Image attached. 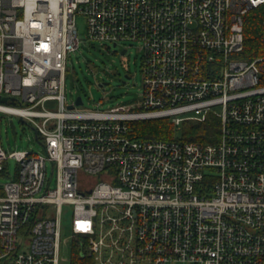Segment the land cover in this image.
I'll list each match as a JSON object with an SVG mask.
<instances>
[{
    "label": "built area",
    "instance_id": "built-area-1",
    "mask_svg": "<svg viewBox=\"0 0 264 264\" xmlns=\"http://www.w3.org/2000/svg\"><path fill=\"white\" fill-rule=\"evenodd\" d=\"M254 9L264 0H0V112L44 151L0 143V174L17 165L0 184V264H264V53L241 56ZM77 16L107 49L139 44L134 109H68ZM151 119L215 125L204 142L130 134Z\"/></svg>",
    "mask_w": 264,
    "mask_h": 264
},
{
    "label": "rangeland",
    "instance_id": "rangeland-1",
    "mask_svg": "<svg viewBox=\"0 0 264 264\" xmlns=\"http://www.w3.org/2000/svg\"><path fill=\"white\" fill-rule=\"evenodd\" d=\"M79 45L76 50L68 53L63 93L67 105L81 97L82 105L79 110L107 111L116 106H137L143 92V77L141 72L142 52L136 42L119 43L117 46L91 41L87 38L85 21L77 16L75 20ZM126 53L121 55L122 49ZM125 76L129 78L126 79ZM10 121L15 129L13 138ZM169 122V120H168ZM182 125V124H181ZM181 125L174 131L173 138L181 139ZM0 143L7 154L15 152H31L43 154L42 146L35 140L34 131L19 117L0 112ZM14 159H9L7 175L0 174V184L8 182L16 169ZM49 167L47 173L49 175ZM71 219V211L64 207L62 215L63 226L66 227ZM62 235L68 236L67 228L62 229ZM61 256L68 259V249H62Z\"/></svg>",
    "mask_w": 264,
    "mask_h": 264
},
{
    "label": "trees",
    "instance_id": "trees-1",
    "mask_svg": "<svg viewBox=\"0 0 264 264\" xmlns=\"http://www.w3.org/2000/svg\"><path fill=\"white\" fill-rule=\"evenodd\" d=\"M264 16L259 9L248 12L244 17L243 28V52L244 58H252L264 53L262 36L264 28L262 20ZM215 123L207 120L204 123L185 121L181 125L182 141H209V133L212 132ZM174 127L167 119H151L129 123V132L135 138H155L162 140L174 139Z\"/></svg>",
    "mask_w": 264,
    "mask_h": 264
},
{
    "label": "water",
    "instance_id": "water-1",
    "mask_svg": "<svg viewBox=\"0 0 264 264\" xmlns=\"http://www.w3.org/2000/svg\"><path fill=\"white\" fill-rule=\"evenodd\" d=\"M124 52H125V50H122L121 51V55H123ZM125 78L128 79L129 77L128 76H125ZM0 100L5 101V99L2 98V97H0ZM81 104H82L81 97H77L75 99V105H81ZM71 108H72V105H69L68 106V109H71ZM20 121H22V120H20ZM10 126H11V132H12L13 138H15L16 137V133H15V129H14V126H13L12 122H10Z\"/></svg>",
    "mask_w": 264,
    "mask_h": 264
}]
</instances>
